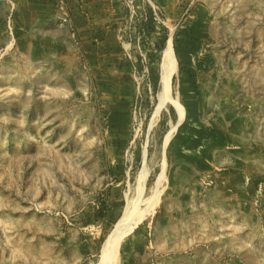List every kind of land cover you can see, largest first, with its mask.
Masks as SVG:
<instances>
[{"label": "rangeland", "instance_id": "1", "mask_svg": "<svg viewBox=\"0 0 264 264\" xmlns=\"http://www.w3.org/2000/svg\"><path fill=\"white\" fill-rule=\"evenodd\" d=\"M111 1L0 0V264H264V0Z\"/></svg>", "mask_w": 264, "mask_h": 264}, {"label": "crops", "instance_id": "2", "mask_svg": "<svg viewBox=\"0 0 264 264\" xmlns=\"http://www.w3.org/2000/svg\"><path fill=\"white\" fill-rule=\"evenodd\" d=\"M56 2V0H52ZM69 10L73 33L82 41V47L87 48L99 47L100 43H93L106 28L112 11L110 7L111 0H65ZM105 34V33H104ZM104 37V35H101ZM102 46V45H101Z\"/></svg>", "mask_w": 264, "mask_h": 264}, {"label": "bare ground", "instance_id": "3", "mask_svg": "<svg viewBox=\"0 0 264 264\" xmlns=\"http://www.w3.org/2000/svg\"><path fill=\"white\" fill-rule=\"evenodd\" d=\"M169 55V54H168ZM169 57V56H168ZM171 60H173L172 59V57H171ZM174 62V61H173ZM168 63H170V62H168ZM170 65H172L171 63H170ZM167 68V67H166ZM105 251V250H104ZM107 251V250H106ZM108 252V251H107ZM109 253V252H108ZM106 255V254H105ZM112 258H115L114 257V255L113 254H110V255H107V258H104V260L102 261V263H100V264H116V260L115 259H112ZM106 259H108V260H106Z\"/></svg>", "mask_w": 264, "mask_h": 264}, {"label": "built area", "instance_id": "4", "mask_svg": "<svg viewBox=\"0 0 264 264\" xmlns=\"http://www.w3.org/2000/svg\"><path fill=\"white\" fill-rule=\"evenodd\" d=\"M60 8L64 10V6H63L62 4H61ZM60 19H61L63 22L68 21V15H67V13H66V12H63V14L60 15Z\"/></svg>", "mask_w": 264, "mask_h": 264}]
</instances>
